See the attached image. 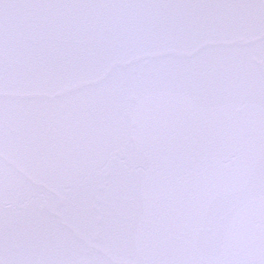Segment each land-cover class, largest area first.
Wrapping results in <instances>:
<instances>
[{
    "label": "snow or ice",
    "instance_id": "snow-or-ice-1",
    "mask_svg": "<svg viewBox=\"0 0 264 264\" xmlns=\"http://www.w3.org/2000/svg\"><path fill=\"white\" fill-rule=\"evenodd\" d=\"M0 264H264V0H0Z\"/></svg>",
    "mask_w": 264,
    "mask_h": 264
}]
</instances>
